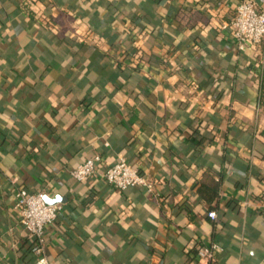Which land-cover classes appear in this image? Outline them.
<instances>
[{
	"label": "crops",
	"instance_id": "0c3cea01",
	"mask_svg": "<svg viewBox=\"0 0 264 264\" xmlns=\"http://www.w3.org/2000/svg\"><path fill=\"white\" fill-rule=\"evenodd\" d=\"M237 1L0 0V264L36 260L18 186L60 198L47 264H264V39L222 27ZM93 153L157 195L74 178Z\"/></svg>",
	"mask_w": 264,
	"mask_h": 264
},
{
	"label": "built area",
	"instance_id": "2783aa9c",
	"mask_svg": "<svg viewBox=\"0 0 264 264\" xmlns=\"http://www.w3.org/2000/svg\"><path fill=\"white\" fill-rule=\"evenodd\" d=\"M232 39L237 47L244 49L247 43L258 44L264 39V8L257 5L256 0H238L233 16L227 24ZM101 155L93 153L70 168V174L78 179H86L90 176H98L106 180L110 185L125 189L131 186H143L147 192H154L152 181L141 174L138 169L130 164L124 156L99 169ZM42 192H32L25 187L18 186L12 192V208L19 224L27 232L34 244L36 260L34 264H47L44 252V231L47 225L56 219L61 204L47 203ZM207 216L215 218L214 210L207 211ZM220 246L211 242L202 244L196 248L199 259H210Z\"/></svg>",
	"mask_w": 264,
	"mask_h": 264
},
{
	"label": "trees",
	"instance_id": "16d2710c",
	"mask_svg": "<svg viewBox=\"0 0 264 264\" xmlns=\"http://www.w3.org/2000/svg\"><path fill=\"white\" fill-rule=\"evenodd\" d=\"M257 103L260 106H264V75H262L259 79V91H258V96H257ZM33 249H34V244L32 242Z\"/></svg>",
	"mask_w": 264,
	"mask_h": 264
},
{
	"label": "water",
	"instance_id": "95a60500",
	"mask_svg": "<svg viewBox=\"0 0 264 264\" xmlns=\"http://www.w3.org/2000/svg\"><path fill=\"white\" fill-rule=\"evenodd\" d=\"M43 198L47 203H56L60 200V198L58 196L50 197L46 194L43 195Z\"/></svg>",
	"mask_w": 264,
	"mask_h": 264
}]
</instances>
